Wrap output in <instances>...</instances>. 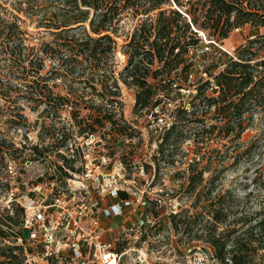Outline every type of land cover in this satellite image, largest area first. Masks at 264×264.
Listing matches in <instances>:
<instances>
[{
    "label": "trees",
    "instance_id": "trees-1",
    "mask_svg": "<svg viewBox=\"0 0 264 264\" xmlns=\"http://www.w3.org/2000/svg\"><path fill=\"white\" fill-rule=\"evenodd\" d=\"M155 11H159L156 20L151 17ZM22 16L32 19L40 31L26 29ZM130 18L137 23L123 46L127 64L117 73V37L124 20ZM246 25L264 27V0H0V125L27 121L25 104L34 111L44 106L37 119L50 121L63 117L62 109L70 106L78 135L132 139L133 129L119 109L121 82L136 88L135 107L141 111L160 104L155 99L160 86L170 84L178 91L196 86L190 103L193 110L181 109L178 120L182 114H196L199 106L208 111L214 108L219 125H206L202 114L196 119L202 125L201 133L211 135L217 130L221 139L231 138L240 147L243 133L264 110V34L249 38L235 57H226L219 72L212 63L199 72L189 52L201 42L199 31L222 42ZM209 89L214 92L211 96ZM177 122L170 125L162 145L169 138L173 144L172 138H177L181 126ZM4 133L0 126L1 161L10 150ZM72 135L71 129L52 126L49 136L59 141L44 148L32 146L34 159L29 160L40 159L50 150L69 151ZM14 154L21 156L22 149H14ZM12 156L14 161L19 158ZM60 156L64 167L55 163L49 180L58 178L65 183L70 175L64 170L75 171V160ZM201 162L194 157L189 166L187 192L207 195L206 203L200 207L196 203V214L205 219L203 231L216 259L222 264H264V194L255 209H240L231 219L225 195L211 199L212 178L203 185L211 169L209 165L201 168ZM5 184L9 189V180ZM120 196L128 195L120 192ZM9 207L0 203V264H23L28 238L22 228L24 209L15 203ZM184 213L171 215L176 230L189 223L191 217L188 211ZM11 238H22L24 245L9 244ZM124 249L120 245L118 251Z\"/></svg>",
    "mask_w": 264,
    "mask_h": 264
},
{
    "label": "rangeland",
    "instance_id": "rangeland-1",
    "mask_svg": "<svg viewBox=\"0 0 264 264\" xmlns=\"http://www.w3.org/2000/svg\"><path fill=\"white\" fill-rule=\"evenodd\" d=\"M167 8L170 9L169 6H166ZM158 12H153L151 17L156 20ZM22 17L26 21V29L33 33L40 31L35 24L31 23L32 19ZM136 23V19L133 21L130 18L125 19L121 25V34L117 37L119 44L116 56L117 73H121L127 64L128 58L123 53V46L127 35L132 33ZM193 29L196 30L195 27ZM199 32L204 34L202 31ZM256 34L263 35L264 27L252 28L246 25L234 30L229 38L222 42H217L214 37L198 34L201 42L196 50L191 49L189 54L196 60L199 72L210 63L214 67L217 66L216 70L219 72L224 68L226 57H235L237 49ZM27 43L30 44V41ZM50 63L47 61L48 66ZM203 76L206 77L204 74ZM57 82H61V79H57ZM77 86L83 87L82 84H77ZM120 86L122 105L119 109L127 125L133 129L132 139L103 137L96 134L94 144L86 146L84 144L86 136L77 134L79 128L76 121L69 115L73 111L70 106L62 109L63 117L50 121L49 119H37L39 113L45 109L44 106L34 111L32 106L25 104L23 108L28 117L27 121L9 125L1 123L5 138L10 143V150L7 151L5 160H0V203L11 207L10 196L17 201L31 198L38 200L40 205L42 202L46 204L51 200L52 195L58 196V189H62V185L54 186L51 184L53 181L49 180L50 175L54 173L55 163L63 165L60 155L63 154L75 160V171L64 170L74 177V175L79 176L85 172L87 160L84 155L89 154V162L92 161L95 166L101 165L102 169H108L109 172L121 164L123 170L120 176H116L118 186L150 201L149 212L154 216L153 226L144 228L140 233L131 232L128 235H121L120 239L123 238L125 241H117V249L120 245H124L125 248L135 247L151 258L154 264H168L172 261L184 260L187 249L193 247H198L216 257L208 241L207 233L203 231L205 219L196 214L197 205L200 207L203 202L206 203L207 195L202 193L191 196L187 192L189 166L194 157L201 159V168L206 165L210 166L211 171L205 174L206 182L203 185H206L208 179L212 178L211 188L209 185L206 190L207 188L213 189L211 199L220 194L225 195L231 219L240 213V209L248 211L255 209L264 194V110L255 115L253 123L239 140L240 147L236 148L235 141H231V138L221 139L217 130L211 135L201 133L202 125L196 122V119L202 114H205L202 118L205 119L206 125H219L220 121L214 116V108L208 111L203 106H199L196 114L191 116L182 114L183 118L181 121L178 120V114H181L178 111L184 108L189 112L193 110L190 103L197 94L196 86L184 87L179 91L175 89V86H171L173 88L171 89L170 84L160 86L155 97L160 104L155 109L149 107L148 110L143 111L135 107L136 88L128 87L122 82ZM212 93L214 92L209 89L207 95L211 96ZM96 103L100 102L96 101ZM196 103H199L198 100ZM87 112L88 110L84 113ZM174 120L181 125L175 133L177 138H172L173 144H170L169 138V142L162 145L163 138ZM52 126L73 131V135L68 140L70 150L66 151L64 148L59 151L50 150L40 159L30 161L34 159L30 150L32 146L39 145L44 148L59 141L49 136L52 133ZM196 139H199V142H196ZM77 148L78 150L80 148V151L76 150ZM14 149H22L21 156L14 154ZM12 155L19 158L16 161L11 160ZM6 164L14 167L15 175L9 172V168L6 170ZM114 175H116L115 172ZM7 180L10 183L9 189L5 184ZM44 181H47V184ZM11 188L13 195L10 192ZM33 193H35L34 197H32ZM154 199H161L166 204L160 206L155 203ZM185 211H188L187 215L191 217L188 219L189 223L176 230L171 215L179 213L185 215ZM113 227H117V224L114 223ZM8 243L15 244L17 241L11 238ZM137 254H139L137 251L130 252L127 257L131 258ZM48 264L60 263L50 261ZM215 264L222 263L216 259Z\"/></svg>",
    "mask_w": 264,
    "mask_h": 264
},
{
    "label": "built area",
    "instance_id": "built-area-1",
    "mask_svg": "<svg viewBox=\"0 0 264 264\" xmlns=\"http://www.w3.org/2000/svg\"><path fill=\"white\" fill-rule=\"evenodd\" d=\"M198 34L204 36L201 32ZM95 140V134L88 135L84 144H94ZM84 158L87 160L85 172L79 176L70 175L65 183L56 178L51 184L62 185V189H58V196L52 195L46 204L42 202L41 206L38 200L31 198L17 201L9 196L10 204L15 203L24 209L22 228L28 232V238L25 245L22 238L17 240L18 245L25 246L23 264H48L50 261L60 264H154L135 247H127L121 252L116 247L117 241H125L120 239L121 235L140 233L154 224V216L149 212L150 201L118 186L116 176H120L123 170L121 164L109 172L101 165L89 162V154ZM8 168L12 175L16 174L12 165ZM120 192L128 196L122 198ZM154 201L160 206L166 204L161 199ZM113 218L124 219L122 230L115 238L111 236L110 227H103L104 221ZM106 235L108 239H104ZM136 251L139 254L127 257ZM214 256L193 247L187 249L184 260L168 264H215Z\"/></svg>",
    "mask_w": 264,
    "mask_h": 264
},
{
    "label": "crops",
    "instance_id": "crops-1",
    "mask_svg": "<svg viewBox=\"0 0 264 264\" xmlns=\"http://www.w3.org/2000/svg\"><path fill=\"white\" fill-rule=\"evenodd\" d=\"M121 220V221H120ZM116 223L117 227H113V224ZM124 223V219L123 218H113L111 219L109 222L108 221H104L103 222V227L105 228H111V230L113 231L111 233L112 238L116 237L117 235H119V231L122 230V224ZM104 239H108V236L106 235L104 237Z\"/></svg>",
    "mask_w": 264,
    "mask_h": 264
}]
</instances>
